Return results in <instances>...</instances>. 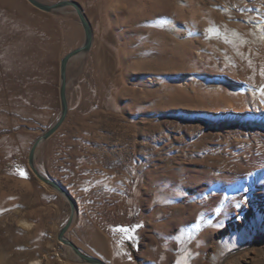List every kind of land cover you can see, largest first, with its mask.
Listing matches in <instances>:
<instances>
[{
  "label": "rangeland",
  "instance_id": "rangeland-1",
  "mask_svg": "<svg viewBox=\"0 0 264 264\" xmlns=\"http://www.w3.org/2000/svg\"><path fill=\"white\" fill-rule=\"evenodd\" d=\"M38 1L76 2L93 31L67 67V118L35 158L76 204L65 237L105 264H264V0ZM10 2L0 264H87L58 239L68 200L29 165L85 32L73 8Z\"/></svg>",
  "mask_w": 264,
  "mask_h": 264
},
{
  "label": "water",
  "instance_id": "water-1",
  "mask_svg": "<svg viewBox=\"0 0 264 264\" xmlns=\"http://www.w3.org/2000/svg\"><path fill=\"white\" fill-rule=\"evenodd\" d=\"M31 5H33L35 8L45 12V13H53L55 11H58L60 9L64 8H73L75 12L77 13L80 23L83 27V30L85 32V42L84 44L71 51L68 53L61 61L60 65V79H61V84H60V101H61V116L58 120V122L51 127L48 131H46L43 135H41L33 144L30 153H29V165L36 175V177L46 184L47 186L51 187L55 191H57L59 194L63 195L69 202L70 207H71V215L70 218L67 222V224L61 229L59 232L58 239L59 241L71 249L73 253L84 263L87 264H105L101 260H98L96 258L90 257L86 254H84L77 246H75L71 241H69L65 235L74 223L76 212H77V207L72 199V197L57 183L52 181L51 179L45 177L42 175L37 168L35 167V158H36V152L39 146L41 145L42 142L48 140L52 135H54L59 128L63 125L65 122L67 115H68V99H67V67L69 64V61L73 59L74 57L80 55V54H86L90 51L92 45H93V31L91 28V25L89 24L82 8L80 7L79 4H77L74 1H61L52 5H47L44 4L38 0H27Z\"/></svg>",
  "mask_w": 264,
  "mask_h": 264
},
{
  "label": "bare ground",
  "instance_id": "bare-ground-1",
  "mask_svg": "<svg viewBox=\"0 0 264 264\" xmlns=\"http://www.w3.org/2000/svg\"><path fill=\"white\" fill-rule=\"evenodd\" d=\"M3 2H4L7 6H12L10 0H3ZM74 58H76L77 60H84V59H86V55H85V54H80V55H78V56H76V57H74ZM33 264H39V263L37 262V263H33Z\"/></svg>",
  "mask_w": 264,
  "mask_h": 264
},
{
  "label": "snow or ice",
  "instance_id": "snow-or-ice-1",
  "mask_svg": "<svg viewBox=\"0 0 264 264\" xmlns=\"http://www.w3.org/2000/svg\"><path fill=\"white\" fill-rule=\"evenodd\" d=\"M22 175H24V178H27L26 174L22 173ZM122 231H125V232H131L132 230H129V229H122ZM129 239L135 241L137 238H136L135 235L133 234V235H130V236H129Z\"/></svg>",
  "mask_w": 264,
  "mask_h": 264
}]
</instances>
